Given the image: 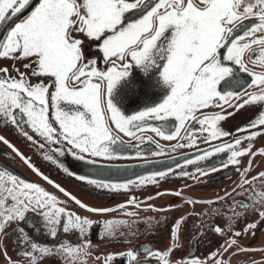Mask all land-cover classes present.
<instances>
[{"label":"snow or ice","instance_id":"6c2138e0","mask_svg":"<svg viewBox=\"0 0 264 264\" xmlns=\"http://www.w3.org/2000/svg\"><path fill=\"white\" fill-rule=\"evenodd\" d=\"M92 44L109 65L105 69L98 67L97 58L87 55ZM254 46L260 50L256 51ZM245 52L248 62H258L264 68V0H36L35 3L0 0V61L7 64H0V127L11 126L40 150L45 160L100 191H130L134 187L159 184L172 171L169 167L123 180L105 179L92 173V169L102 167L101 159L123 157L121 133L135 139L136 132L145 127L165 140H172L186 122L191 120L200 125L185 137L189 143L179 147L197 146V140L191 138L197 132L206 133L200 143L209 147L188 158V164L193 159L227 154L219 161L198 167L195 173L181 171L177 174L180 177L199 179L221 168L239 166L244 156L250 157V165L251 158L264 156V151L254 150L252 143L264 136V74L249 73L251 80H246L232 67L238 65L241 72H248ZM134 65L153 80L149 86L161 89L164 96L159 103L125 115L122 109L129 99L128 93L136 87L130 75ZM249 87L259 91L250 92ZM249 107L257 109L255 118L248 119L235 133L218 126V122ZM211 108L220 112L209 116L202 111ZM169 118L179 122L174 130L146 123ZM217 140L221 143H212ZM0 142L81 209L96 214L111 211L88 207L43 176L31 159L7 138L0 136ZM65 155L89 166L91 174L73 173L57 158ZM174 163L179 167L178 162ZM239 174L247 177L248 169ZM256 181L264 184V171L251 180H242L239 187H250ZM261 200L264 203V195ZM63 204L66 201L0 166V232L24 221L26 214L32 212L38 214L46 234L56 241L41 245L25 235L22 255L29 264H40L51 257L59 259L61 264H79L80 254H86L91 245L87 233L94 222L69 211ZM126 205L138 207L134 197H129ZM247 207L236 202L223 211L210 207L208 213L224 219L229 210L239 216L234 208ZM208 213L197 214L200 226L221 237V242L203 260L181 258L180 264H223V256L233 247L246 250L239 248V238L249 234L255 223L244 225L240 231H226L201 218ZM259 214L264 218V211ZM101 227L105 240L123 234L118 232L123 225L116 221L107 220ZM186 231L183 220L173 217L168 238L175 241ZM60 232L65 236L78 234L83 243L61 241ZM178 246L170 244L163 253L145 247L120 255L126 256L129 264H153V261L171 264L172 253ZM208 246H212L211 241ZM140 256L145 259L141 260ZM113 258L105 256L103 264H110ZM8 261L17 264L11 257Z\"/></svg>","mask_w":264,"mask_h":264},{"label":"flooded vegetation","instance_id":"af4514ba","mask_svg":"<svg viewBox=\"0 0 264 264\" xmlns=\"http://www.w3.org/2000/svg\"><path fill=\"white\" fill-rule=\"evenodd\" d=\"M91 43V42H89ZM256 51H259V46H254ZM96 45L92 44L89 48L87 55L89 57L97 58V61L103 60L101 53H96ZM223 51V50H222ZM248 53L245 52L244 59L248 72H241L238 65H232L239 75L246 80H251L249 73L264 74V68H261L258 62H248ZM10 63V62H9ZM225 63H228L227 61ZM0 64H4L0 61ZM7 66V64H4ZM144 97L149 98L154 95H158L160 89L151 87L149 89L143 88ZM248 91H259L249 87ZM138 95V94H135ZM128 103L132 98V93H128ZM134 97V95H133ZM206 115L211 116L214 113H219L220 109H203ZM257 109L255 107H249L241 112L235 114L226 120L218 122V126L224 131L236 132L237 128L243 127L248 123V119H254ZM125 115L134 114L131 112H124ZM199 115V113H198ZM147 125L161 126L165 125L168 128H174L178 126L179 122L174 118H169L167 121L147 120ZM200 125L194 121H188L184 127L180 130L177 138L172 140H165L158 136L155 132L151 131L148 127H145L143 131L136 132L135 139L123 136L122 144L124 155L111 160H117L114 163H99L102 167L106 166H136L140 164H152L156 162H167L164 168H158L157 170H165L169 167L172 171L169 172L159 184H147L140 186L138 192H131L126 194H109V193H96L84 181H79L72 176L64 173L62 176V170L59 169L50 160H45L40 150H37L33 145L28 143L18 132H16L11 126L0 127V136L7 138L20 152L25 156H28L35 167L49 179L63 187L71 196L79 199L82 203L90 208H95L91 204H95L98 209H110L106 213L118 212L121 205L124 206L123 217L119 216H99L101 214H94L90 219L96 221L94 227V237L92 244L88 247L86 254L82 253L81 256L91 261H99L103 264L104 258L107 255H112L114 258L110 264H129L126 256H121V253L128 251L142 250V248H153L163 253L170 244H178L177 250L172 253L171 264H180L181 258H200L203 260L209 251H213L215 245L221 242V237L213 235L207 228L200 226V219L197 218L198 213H208L210 207H214L223 211L228 206L236 202H241L247 205V208H234V212L239 213V216L233 214V210L227 212V216L221 219L217 216L208 213L201 218L214 225H219L225 228L226 231H240L244 225L255 223L256 227L249 230V234L242 235L239 238V248L246 249L245 251H239L236 247L230 250L223 256V264H264V218H261L260 212L264 211V203H256L252 200V197L256 198L258 195H264V184L259 181L253 182L252 185L245 186L247 193L245 194V188L239 187L242 180H251L253 176H257L260 171H264V156L257 155L251 158L252 163L249 165L250 157L244 156L242 158L243 163L239 166H229L227 168H221L219 171L211 173L208 176H201L199 179L193 177H180L177 174L181 171L193 172L198 167H205L213 161H219L221 158L226 157V153L214 154L212 157L195 160L193 163L188 164L186 160L188 158H194L200 149H205L209 145L200 143L206 133L197 132L191 138L197 140V146L193 147H179L182 144H188V137L192 128H199ZM115 134V133H114ZM243 136L246 133H239ZM225 139L231 140V137ZM214 144L221 143L220 140L213 141ZM252 143H254V150L264 151V136L257 137ZM158 153V154H154ZM53 155L52 153H48ZM61 162L62 159L74 160L70 155L64 157H57ZM177 159L179 167L171 160ZM76 164V163H75ZM77 164H82L81 162ZM50 165L53 169H49ZM0 166L11 170L12 173L18 175V171L22 172V177L27 182H32L38 186L46 189L49 193L58 197L61 201H66L72 205L76 212L82 211L88 212L86 209H81L75 204L74 200L64 196L59 192L57 188L50 185L43 179L42 176H38L18 157L12 153L5 144L0 142ZM89 166H81L78 168L79 173L86 175L85 168ZM72 165L68 169L71 171ZM248 169V176L243 177L239 173L243 169ZM147 170L148 172L134 175L123 179H133L137 176L146 175L147 173L157 171ZM99 176L101 174H98ZM105 179H114L112 177H102ZM121 179V180H123ZM62 180L77 183V188L80 193H73L68 191V188L62 186ZM81 182V183H80ZM75 186V185H74ZM160 193V195H157ZM179 193V195H176ZM92 194L102 197L103 199H97L95 202L91 200ZM130 195L134 197L138 207H129L126 205L128 200L121 199V196ZM224 197L225 199L219 200L218 198ZM191 200L198 201H213V204L198 203L192 205L188 203ZM64 206V205H61ZM66 207V206H65ZM73 207H67L69 211ZM125 213H134V215H126ZM173 217L183 220V225L187 228L186 232L181 233L177 240L170 241L168 238L169 229L173 223ZM114 218L116 222L123 221L125 228L122 231V227L118 229L119 233L115 238L108 240L102 239L103 229L102 225L105 221ZM118 220V221H117ZM119 223V222H118ZM121 224V223H119ZM21 229L23 231H21ZM62 233H59V239L62 241ZM29 235L32 239L39 244H54L56 243L50 236H48L43 229L41 218L36 213L26 214L24 221L16 222L11 227L6 228L3 232H0V264H9L8 257H11L13 261H17V264H29L26 257L22 255L25 248L24 236ZM64 237L78 243V239L75 237L69 238L70 234ZM194 241V243H192ZM208 241L212 242V246H208ZM6 253V255H5ZM54 259L58 262V259L51 257L47 260ZM143 260L145 257L140 256ZM167 260V258H165ZM155 264V261H153ZM161 264H165L162 261Z\"/></svg>","mask_w":264,"mask_h":264},{"label":"rangeland","instance_id":"374dc122","mask_svg":"<svg viewBox=\"0 0 264 264\" xmlns=\"http://www.w3.org/2000/svg\"><path fill=\"white\" fill-rule=\"evenodd\" d=\"M96 53H99L96 49ZM134 64V62H133ZM18 67L20 65H17ZM109 65L105 64L104 62V59L102 61H98V67L101 68V69H105L106 67H108ZM130 75H131V79H132V82L136 85V87L132 88L131 89V93H132V98L130 100V105L128 103V101L126 102L124 108L122 109L123 112H131V113H135L137 112L138 110H142L145 106H152L156 103H159L163 96H164V92L160 89L158 91V95H154V96H151L149 98H145L144 97V90L143 88H146V89H149L151 88L149 85H151L153 83V80L150 79L149 76H146L142 71L141 69L138 67V66H133L131 69H130ZM135 94H138V95H135ZM134 95V97H133ZM216 109V108H215ZM63 160V164L69 168L70 165H72V172L75 173L76 175H82L81 173H79V170L78 168H80L81 166H85L83 164H77L79 163L78 161H76L75 159L74 160H71L72 163H70L68 160H65V159H62ZM111 161H114V160H104V159H101L99 161V163L101 162H105V163H114L116 162L117 160H115L114 162H111ZM76 163V164H75ZM49 169H53L50 165L47 166ZM65 172L62 170V176ZM18 176L19 177H22V172L19 170L18 171ZM72 178L75 179L74 176H72ZM135 179V178H133ZM81 183V182H80ZM85 184H87L86 182H84ZM75 185V186H74ZM77 183H72V182H68V181H65V180H62V186H65L68 188V191H73V193H80L81 191L77 188ZM88 187H90L92 190H94L96 193H109V194H112V195H115V194H126V193H131V192H138L139 191V188L140 187H134L132 188L130 191H121V192H108V191H100V190H97L95 187L93 186H89L87 184ZM128 197H131L129 194L126 195V196H121V199L125 200L127 199ZM97 199H103L102 197H99V196H95V194H92V198L91 200H94V202L97 200ZM252 200H254L257 204L258 203H262V200H261V196H257L256 198L252 197ZM64 206L66 207H73L72 205H70L68 202H66V204H63ZM93 205V207L97 208V207H100V206H97L95 204H91ZM116 210H119L118 212H113V213H104V214H101L99 216H107L109 215V217H112V216H119L120 218L123 217V212H124V207H121L119 209H116ZM71 212H74L76 213L77 215L81 216V217H87V218H91L92 216H94V214L90 213V212H85V211H82L81 213H78L76 212L75 208L73 207ZM92 220V219H90ZM110 220L114 221L116 219L114 218H111ZM118 221V220H117ZM94 222V225L92 227V229L90 230L89 233H87V238L88 240L91 242L92 244V240H93V237H94V227H95V223L96 221H93ZM119 223H121L123 225L122 227V231L124 230L123 228H125L126 226H124L123 224V221H118ZM72 237H75L78 239V243H83V241L81 240V238L79 237L78 234H70L69 238H72ZM67 239L66 237H64L63 233H62V241ZM68 241H72L70 239H67ZM82 254V253H81ZM80 254V257H79V264H102L100 263L99 261H91L89 259H86L84 257H82ZM40 264H61V261L58 259V262H56L53 258L51 260H47V259H43L40 261Z\"/></svg>","mask_w":264,"mask_h":264},{"label":"water","instance_id":"95a60500","mask_svg":"<svg viewBox=\"0 0 264 264\" xmlns=\"http://www.w3.org/2000/svg\"><path fill=\"white\" fill-rule=\"evenodd\" d=\"M36 0L33 1L35 3ZM172 163L177 159L171 160ZM167 162H156L152 164H140L136 166H106L99 169H92V173L101 174L100 177H112L114 179H123L134 175H139L148 172L147 170H157L158 168H164ZM84 172L91 174L89 167L84 169Z\"/></svg>","mask_w":264,"mask_h":264}]
</instances>
